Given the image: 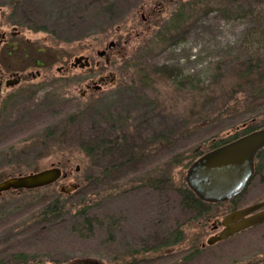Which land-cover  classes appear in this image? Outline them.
<instances>
[{
  "label": "rangeland",
  "instance_id": "1",
  "mask_svg": "<svg viewBox=\"0 0 264 264\" xmlns=\"http://www.w3.org/2000/svg\"><path fill=\"white\" fill-rule=\"evenodd\" d=\"M103 1L0 0V34L19 45L9 54L0 45V68L7 75L11 71L33 74L0 92V181L52 166L66 174L45 187L0 194V264H65L77 259L82 264L264 261V222L201 247L218 232L211 229L212 222L232 210L216 212L200 225L182 210L173 190L185 183L194 152L210 150L212 140L242 136L244 125L233 120V106L227 110L224 104L236 78L231 69L234 57L247 52L264 60V27L242 12L264 9V0H233V6L227 0H178V10L172 7L144 25L139 13L135 16L130 10L141 0H106L113 4L110 10ZM188 3L198 4L191 9ZM234 8L241 13L235 14ZM179 10L189 19L186 25L168 36L167 43H155L156 35ZM110 41L114 47L107 52L105 64L96 52ZM78 56L87 57L90 64L71 66ZM136 59L145 64L147 87L140 88L133 80L138 77L130 64ZM218 65H228L229 70L220 74ZM60 67L63 71H58ZM100 77L105 82L95 90ZM257 106L264 113V98ZM58 108L63 109L60 116L76 110V126L84 136L92 131L90 113L104 115L119 108L130 111L129 122L137 129L162 131L169 137L154 143L155 149L142 163L113 173L108 183H82L94 171L90 161L88 167L80 161L83 154L74 132L57 140L43 136L45 124L61 123L59 117L51 121L48 117ZM260 128L264 127L256 129ZM131 143L136 142L131 139ZM145 172L153 179L167 176L169 181L162 180L157 189L141 187L138 179ZM78 183L82 186L76 194V186L71 189L70 184ZM61 189L68 209L83 193L92 211L117 216L113 237L101 230L80 237L71 230L68 216L46 222L29 211L42 207L51 193ZM260 201H264V170L236 197L235 207ZM173 231L182 233V239L163 247Z\"/></svg>",
  "mask_w": 264,
  "mask_h": 264
},
{
  "label": "trees",
  "instance_id": "2",
  "mask_svg": "<svg viewBox=\"0 0 264 264\" xmlns=\"http://www.w3.org/2000/svg\"><path fill=\"white\" fill-rule=\"evenodd\" d=\"M227 2L232 4L230 6L234 5L233 0H227ZM198 3H188L187 7L190 6V8L193 9L192 7ZM102 4L106 10L112 9L113 4L110 2L105 0ZM233 11L235 14L241 13L239 12L241 9L234 8ZM242 12H246L247 15L255 18L261 28L264 27V15H262L264 14L263 8L257 7L253 10H242ZM188 20L183 10L177 11L168 21V24L163 26L161 34L156 35L155 43H167L169 37L181 29V27L183 28ZM138 52H142L141 47L138 48ZM138 57L141 59V55ZM136 61L130 64L131 68H133V74L138 77L133 78V80L137 81L140 88L147 87L150 85V81L149 78H145V64L139 61H137V63ZM231 65V69L236 78L228 93L229 95L227 94V102L224 106L227 110L231 105L235 109L232 111L234 113L233 120L235 119L244 125L241 131V135H243L258 127H264V113H262L261 108L257 106V102L264 98V60H258L246 52L234 57L231 61ZM228 67V65H218L217 71L223 74L222 71H228ZM239 96L242 97L239 98ZM61 110L63 111L62 108H58L56 112L55 109L51 111L48 116L50 118L49 121L53 120L54 117H59L61 123L58 126L54 124L48 126V124H45L43 136L50 140H57L60 137H65L71 131L74 132L73 135L75 137L73 136V138L77 139V141L74 142L76 143L79 153L83 154V159H80V161L87 167L88 161H90L89 167L94 171L93 175L90 174L85 176L82 183L88 181H90V183L94 182V184L97 185L101 182L108 183L109 177L112 176L113 173L119 171V169L126 168L129 170L130 167L142 163V161L147 159L148 153L155 149V147L152 148V146H156L154 143L160 139L167 140L169 137L162 133V131L150 133L145 128L137 129V125L133 123V121L131 123L129 122L130 115L128 113H130V111L128 112L125 109L119 110V108H114L104 115L95 111H93L92 114L90 113L89 120L92 131L91 134L84 136V131L81 127L76 126V118L78 116L76 110L70 111L68 115L60 116V113H62ZM235 111L238 113L236 114ZM123 132H127V135H124ZM237 137L238 135L234 134L226 138L212 140V143L209 144V148L213 149ZM131 139L136 143H131ZM200 154L201 152H194L191 157L194 160ZM263 154L264 148L255 155L253 176L264 170V163L261 165L264 157ZM192 161H190L189 164ZM68 163L69 162H66V164ZM158 178L159 179H153L147 177L145 172L144 175L138 179V182L140 185H143L141 187L157 189L160 187L158 185L162 180L163 183L169 181V177L167 176ZM74 185H76V188L73 191L77 194L82 184L79 185L78 183ZM173 190L182 210L187 213L189 219L200 225L208 219L213 218L216 212L223 213L224 210L229 207L230 210L236 208L235 199L237 196L230 202L207 203L199 200L183 182ZM64 193L66 192L62 190L51 193V195L46 198V202L41 205L42 207L31 208L29 211L39 214L42 218L41 221L46 222L56 221L62 217V215L63 217L68 216L71 230L80 237H89L94 231L99 230L103 231L109 238L113 237L119 225L117 216L103 211L101 213L92 211L93 206L87 204L86 197L83 193L78 194V198L73 201L75 203L74 207L68 209L66 208L68 200L66 196H64ZM167 238L166 242L162 244L163 247L171 246L180 241L182 239V233L173 231ZM170 238L173 239L171 240ZM153 252H155V249ZM17 258L22 262L23 257L19 258L18 256Z\"/></svg>",
  "mask_w": 264,
  "mask_h": 264
},
{
  "label": "water",
  "instance_id": "3",
  "mask_svg": "<svg viewBox=\"0 0 264 264\" xmlns=\"http://www.w3.org/2000/svg\"><path fill=\"white\" fill-rule=\"evenodd\" d=\"M112 46H114V42L110 41L103 50L97 51L96 54L103 57L106 50ZM76 65L88 66V58L85 56L75 57L71 66ZM36 75H39L38 71ZM98 81L99 84L93 86L95 90L100 88V83L104 81V78H99ZM18 82L19 80L16 78L12 80L11 85ZM263 148L264 128L243 134L195 158L187 168L184 176L185 183L189 190L203 202H226L243 192L247 187L253 176L255 155ZM65 176L66 174L56 166L37 172L9 176L0 181V194L8 190H31L44 187ZM75 186L71 184L70 188H75ZM263 207L264 201L255 202L234 209L224 214L220 219L214 220L212 229L217 227H221V229L210 235L201 246L212 245L246 228L264 222ZM257 264H264V261Z\"/></svg>",
  "mask_w": 264,
  "mask_h": 264
},
{
  "label": "flooded vegetation",
  "instance_id": "4",
  "mask_svg": "<svg viewBox=\"0 0 264 264\" xmlns=\"http://www.w3.org/2000/svg\"><path fill=\"white\" fill-rule=\"evenodd\" d=\"M178 4H179L178 0H141L140 2H138L137 5H135L136 8L130 7V8H133V10L132 9H130V10L133 11V14H135V16H136V14L139 13L140 23L144 25V24H147L152 18H155L161 14L168 12L172 7H175V9L178 10L179 9ZM0 45H3L4 49L7 51V54H9L11 51H14L15 49H18V47H19V45H16L14 43H9V41L6 39L5 33H3V32L0 34ZM113 47L114 46L107 49L104 56L101 57V58H104L103 60H104L105 64L109 63V58L107 56V52H110ZM58 71H63V67L58 68ZM29 75L33 76L32 73L31 74H29V73L28 74H22V73L20 74L18 72H12V71L7 75L4 72V70H2L0 68V92H3L6 87L12 86L11 85L12 80L17 78L20 82L21 80H23V78L27 79L29 77ZM35 76H38V75H35ZM100 78H104V77H100ZM104 82H105V78H104V81H102V83H104ZM89 87H90L89 85H86V88H89ZM235 197H233V198H235ZM233 198H231L227 202H230L231 200H233ZM235 209H237V208H235ZM211 229H212V224H211ZM220 229H221V227H217L216 229H212V230H213V232H217ZM82 262H83L82 260L77 259V260H73V261L65 263V264H70V263L82 264Z\"/></svg>",
  "mask_w": 264,
  "mask_h": 264
}]
</instances>
